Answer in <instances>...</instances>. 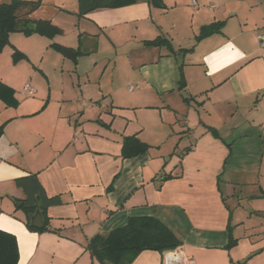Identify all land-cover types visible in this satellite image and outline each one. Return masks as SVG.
Masks as SVG:
<instances>
[{"label": "crops", "instance_id": "0c3cea01", "mask_svg": "<svg viewBox=\"0 0 264 264\" xmlns=\"http://www.w3.org/2000/svg\"><path fill=\"white\" fill-rule=\"evenodd\" d=\"M162 1L83 16L79 0L18 11L62 30L12 32L4 47L44 43L43 55L20 51L49 83H26L29 95L0 71L11 90L0 94V228L16 235L18 264H103L91 239L135 216L157 218L180 244L130 264H168L175 250L184 263L264 264V0ZM215 22L220 30L198 38ZM47 61L62 64L58 86ZM130 136L149 149L124 157ZM31 173L58 199L45 231L31 229L18 205L25 192L15 180Z\"/></svg>", "mask_w": 264, "mask_h": 264}, {"label": "trees", "instance_id": "16d2710c", "mask_svg": "<svg viewBox=\"0 0 264 264\" xmlns=\"http://www.w3.org/2000/svg\"><path fill=\"white\" fill-rule=\"evenodd\" d=\"M136 0H79L78 14L83 16L92 10L106 7H116L127 5ZM152 4L162 6V0H150ZM41 0H10L0 4V52L10 43L12 32H22L25 35L40 33L47 36H54L62 30L52 24L49 20H35L22 17L18 11L27 8L31 12L39 7ZM223 22H215L206 25L201 29L198 38L205 37L215 31L220 30ZM165 40L158 38L148 41L149 44L159 45ZM57 48L61 45L53 43ZM14 60L24 59L26 55L16 49L13 53ZM0 83V94L7 97L11 90ZM149 149V145L141 141L136 136L125 138L123 143V156L131 157L143 153ZM18 187L25 192V197L18 199L19 208L26 213V223L33 229L45 231L48 228L49 220L46 216V207L58 202L56 198H49L40 183L36 173L19 177L15 180ZM38 204L44 213L45 226L34 227L30 217L36 211ZM179 237L166 224L151 216L131 217L128 223L120 228L114 229L107 234L94 236L89 245L92 256H95L103 264H130L131 261L143 250L155 249L165 250L178 246ZM19 246L15 234L0 228V264H18Z\"/></svg>", "mask_w": 264, "mask_h": 264}, {"label": "rangeland", "instance_id": "374dc122", "mask_svg": "<svg viewBox=\"0 0 264 264\" xmlns=\"http://www.w3.org/2000/svg\"><path fill=\"white\" fill-rule=\"evenodd\" d=\"M45 1L48 2L49 0H43V2ZM48 9H51L50 5H48ZM68 37L72 38L71 35H68ZM56 40H60V37L57 36ZM65 41L68 42L69 40L67 39ZM20 46L22 48L18 47L17 49L19 50L28 49V51L32 55L35 52L39 56L43 55L42 48L43 49L46 48V45H44V43L36 41L34 45H32L31 42L28 43L27 40H24V39L20 42ZM11 48L12 46H9L5 50L3 49L0 52V71L3 73V75L6 77H10V76H13V78L16 77L15 79H17L16 80L17 86L21 89L25 86L26 83H30L32 86H34L37 89V91L38 90L40 91V89L42 88H43L42 90L47 91L49 89L48 79L41 72H35L36 70L34 66L29 61H22V59H20L19 61H15ZM52 50H53L52 52H58V54H61L60 51H56L55 49H52ZM8 52H10V62L7 61ZM51 57H52L51 53H46L45 60H49ZM49 61H47L48 62L47 65H49L48 71L50 72V75H51V84L53 87H55L56 84L57 86L58 84L60 85L62 81L61 79L63 77L62 71H61L62 64L60 61L58 63L53 62V64H51V62ZM66 62H69V64H74V63H71L72 61H66ZM70 73L74 75L76 72L74 71L72 73L70 71ZM19 209L23 210L22 208H19Z\"/></svg>", "mask_w": 264, "mask_h": 264}, {"label": "built area", "instance_id": "2783aa9c", "mask_svg": "<svg viewBox=\"0 0 264 264\" xmlns=\"http://www.w3.org/2000/svg\"><path fill=\"white\" fill-rule=\"evenodd\" d=\"M259 41H260L261 45L264 46V31L259 34ZM134 88L135 87L132 85L129 86V90H133ZM24 90L29 95H33L35 93V89L33 87H31L30 85H26ZM174 252H175L174 256L173 255L167 256L168 264H196L195 261L192 259L186 261L185 263L181 262V260H180V253L181 252L179 250H175Z\"/></svg>", "mask_w": 264, "mask_h": 264}, {"label": "water", "instance_id": "95a60500", "mask_svg": "<svg viewBox=\"0 0 264 264\" xmlns=\"http://www.w3.org/2000/svg\"><path fill=\"white\" fill-rule=\"evenodd\" d=\"M62 53L73 59H75L76 57V52L68 48L63 49ZM30 221L34 227L42 228L45 226V218L43 210L41 208V204H38L36 211L30 217ZM154 248H156V246Z\"/></svg>", "mask_w": 264, "mask_h": 264}]
</instances>
